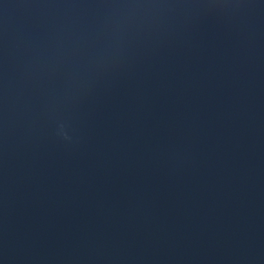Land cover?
<instances>
[{
	"label": "water",
	"instance_id": "water-1",
	"mask_svg": "<svg viewBox=\"0 0 264 264\" xmlns=\"http://www.w3.org/2000/svg\"><path fill=\"white\" fill-rule=\"evenodd\" d=\"M0 264H264V0H0Z\"/></svg>",
	"mask_w": 264,
	"mask_h": 264
}]
</instances>
